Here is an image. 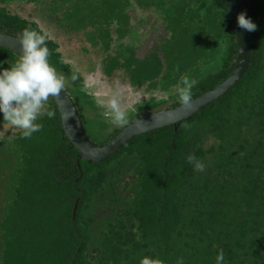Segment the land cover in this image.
<instances>
[{
  "label": "trees",
  "instance_id": "obj_1",
  "mask_svg": "<svg viewBox=\"0 0 264 264\" xmlns=\"http://www.w3.org/2000/svg\"><path fill=\"white\" fill-rule=\"evenodd\" d=\"M9 1L11 0H0V32L20 37L25 27L30 25L37 28L36 18L43 27L46 24L44 18L54 20L55 23L50 24L54 23L55 33L60 37V41L55 42L53 38L48 40L47 46L51 50L49 61L57 71L69 78L67 91L75 93L78 90L79 97L84 103L94 104L92 100H87V94L81 92L83 88L79 80L71 81L72 67L69 66L71 62H64L65 57L60 50H56L60 49L62 42L71 41L70 36L73 37L72 34L76 36L77 32L74 39L78 41V38L84 37L86 40V43L77 47V53H81L77 55L78 59L84 60L88 56L92 59L86 60L95 66L107 58L106 63H103L102 77H107L109 79L107 81L111 82L110 47H106L105 51L108 50V53L105 54L102 50L105 47L99 40V32L92 28L87 30V25L92 14L99 13V16H102L110 13L124 0H22L34 5V12L30 16L10 11L7 6ZM191 1L188 6L191 17H184L181 2L170 7H175L171 15L179 18L183 25L186 21L188 31L192 32L195 38L198 35L204 37L211 34L213 40L221 39L230 32L233 34L234 47H231L229 52L231 53L233 48L236 50L234 18L228 1ZM242 1L247 17L257 25L256 31L249 32L251 65L245 77L222 100L215 101L200 114L183 121L175 129L169 126L153 131L152 135L145 134L146 137L143 139L148 142L149 151L158 153V161L163 168L161 173L163 199L173 200L170 201V209L162 207L160 212H157V208L144 211L146 234L156 239L151 242L157 247L160 246V242L161 244L164 242L166 249H170V245L163 238L168 237L175 227L177 255L172 264H177V260L181 258L179 252L183 246L187 249L182 257L183 264H216L215 258L221 248L225 253L223 264H264V220L262 222L256 220L251 214L257 203H264V0ZM182 3L186 5L185 0ZM200 9L207 11L202 14L199 13ZM195 16L200 19L192 23ZM168 17L170 18L169 15ZM170 29L172 38L164 48L171 53L179 44V33L176 29ZM93 53L94 55H91ZM177 53L180 57L184 54L181 50H177ZM18 57V53L0 47L1 67L13 64ZM150 57L154 58L151 55ZM147 59L151 60L149 57ZM131 60L129 65H125L122 58L120 60L114 58L113 64L124 69L127 66H136L139 62L138 59ZM226 65L227 63L221 65L219 63L215 66L216 70L206 79L200 77L197 87L205 89L213 87L219 79L228 75L229 72L223 69ZM205 72L210 73L207 70ZM80 78L82 79L81 75ZM48 107L56 112V116L50 122L46 121L41 131L32 135L36 141L35 145H29L30 138H22L25 140L22 144L24 152L22 183L30 197L34 191L32 188L35 187L37 200L39 196L44 197L41 192L48 188L55 210L52 209V215L47 217L46 234L44 220L35 223L38 235L35 239L19 237L21 245L16 242L15 233L9 231L4 240L5 252L0 264H140L141 258L145 255L160 258L167 264L165 253L148 254L139 250V247L116 245L114 239L109 236L107 237L109 239L103 237L98 251L91 247L93 242L91 233L88 228L79 225L80 218H76L74 223L71 221L70 203L77 198H80L81 203L85 202L89 195L88 189L92 185L90 182L83 184L84 194L81 197L79 192L75 191L80 182H73L69 177L60 179L65 170L58 167L59 162L66 163L63 160L57 163L56 157L59 155L57 146L63 141L75 148L65 137L61 116L53 98L49 99ZM185 123L192 127L185 130L182 127ZM144 144L147 145L139 143ZM190 153L203 159L205 165L209 164L206 155L210 154L213 159L212 167L214 165L226 167L230 171L223 175H207L203 181L202 174L195 171L186 160ZM83 163L92 169V163L84 160ZM40 185L41 187H36ZM40 202L44 203V198ZM57 210H62L67 217L56 215ZM10 214L13 216L14 209ZM71 224L74 227L72 231ZM77 226H80V231H76ZM27 229L30 230L28 227ZM88 252L92 254L91 257Z\"/></svg>",
  "mask_w": 264,
  "mask_h": 264
},
{
  "label": "flooded vegetation",
  "instance_id": "obj_2",
  "mask_svg": "<svg viewBox=\"0 0 264 264\" xmlns=\"http://www.w3.org/2000/svg\"><path fill=\"white\" fill-rule=\"evenodd\" d=\"M182 1L183 0H124L122 1L124 3L120 9V12H118L119 10L116 11L118 13L113 12V8L110 13H106L105 15L103 14L102 16H99V13L91 15V19L89 21L90 24L87 25V30L92 28L95 30V32H99V36L103 35L104 37L108 38V33L112 32L110 37L115 39L113 45L118 44V52H120L124 46H126L128 49L129 54L127 57L122 58L123 64L129 65L131 59H138L139 62H142L144 65H146L149 72H146L143 77H138L136 81L133 82L129 79L130 73L126 72L131 67L127 66V68L121 69L119 66L113 64V62H115L114 58H119V55L114 52L111 53L109 56L111 57L110 62L107 61L110 63H108L109 65H112L109 67L112 72L111 78H113V83L111 81V84L113 86H117L118 83L124 92H129L131 94L130 91H132L136 93L133 95L136 96L137 100L135 102L133 101L132 105L128 106V124L124 127H116L101 115L103 110L98 108L95 104V101L92 99L94 104L90 105L92 106V113L89 115V119L93 120V122L99 127L101 135H104L103 138L99 139H97V137H95L93 134L91 135L89 133L86 121L82 116L79 107H77L83 119L88 137L98 145H106L120 131L130 126L138 119L153 113L165 110L168 111L179 107L180 105L178 103V97L174 91V86L181 75L189 74L192 77L196 75L197 77L195 76L194 78L200 82L199 78L202 77L203 79H206L208 75L212 74L216 70L215 66H217L219 63L220 65L222 63H227L223 69H225L226 72H229L228 75L223 79L218 78L219 81L213 85V87L205 89L204 87H197V84L193 88V99L195 100L202 94L210 91L215 86L224 81L233 71L237 62V32L235 28V19H233V30L236 32V50L233 48L232 52L230 53L229 51L231 47H234L233 34H230V32H228L226 35H223L221 39L217 38L213 40L211 38V34L204 37L198 35L195 38L193 37L192 32L188 31L189 29H187L188 24L186 21L183 25L179 18H175V15H171V12L175 11V7H170L172 5L180 4L181 2V11L182 14H184V17H191V10L188 6L189 1H192L185 0L186 5L182 3ZM22 2L25 1L11 0L7 4H16L17 6H20V3ZM26 3L31 4L29 2ZM206 11L207 10L205 9H200L199 13L203 14V12ZM123 12L127 13V22H120L119 26L123 27V31H120V34L116 35L115 29L111 28L107 24L113 19L121 20V18L124 17V15H122ZM199 19L200 18L195 16L192 23ZM160 22H162V24ZM169 27L178 31L180 41V49H178V46H176L175 50H173L171 53L167 52L164 48L168 45L169 39L172 38L171 29ZM160 29L163 30V33L159 36V41L151 40V35L153 36V33H159ZM148 31H150L149 36H147ZM196 48H198V50L196 53H194ZM177 50H181V52L184 54L180 57L177 55ZM104 52L107 54L108 50L105 51L104 49ZM150 55L159 61L153 60L154 58H151ZM148 57L151 60L147 59ZM215 58L217 60H215ZM106 59L105 61L101 60L102 63L98 64L99 67L97 64L95 66H90L88 73H96L98 70L100 74L103 75L102 67L103 63H106ZM177 65H179V72L175 71ZM9 66H0V71H2L3 68H7ZM131 70H136V72L139 71L138 68H132ZM206 70L210 71V73L205 74L207 73L205 72ZM247 71L245 72L242 79L245 77ZM103 79H105V82H108L107 77ZM236 85H234L231 89L235 88ZM65 90L67 91V89ZM67 92L72 97L71 90H68ZM81 92L87 94L83 91ZM227 93L209 103L200 111L189 115V117L185 119L135 135L132 139L125 142L122 147L113 155L101 162H92L83 159L79 150L66 136L62 123V129L65 137L68 139V143H70L75 149L63 141L57 146V151L59 152V155L56 157L57 163L62 160L66 163L64 164L59 162L58 167L65 170L62 173L60 179L63 180L64 177H69L73 179V182H80L79 187L75 188V191H78L80 196H83L84 194V183L87 184L90 182L92 185L91 188L88 189L89 195L85 202L81 203L80 198H77V200H75L73 203H70L72 210L71 221L74 223L76 222V218L79 217V225L83 226L84 228H88L93 239L91 247L93 246L99 251L103 237L109 239L107 238L109 236L110 238L114 239L113 242L116 243V245H130L135 248L139 247V250L145 251L148 254L149 252L160 254L165 253V262L167 264H172V260L175 259V256L177 255V253L175 254V227L168 237L166 236L163 238L170 245V249H166L164 242L162 244L160 242V246L157 247L151 242L152 240L156 239L152 238L151 236H147L146 234L145 220L143 219V214L145 213L144 211L146 209L154 210L157 208V212H160L162 207H167L166 209H170V201L173 200L163 199V175H161L163 168L159 164V159L157 157L158 153L155 154L153 151H149L148 142L144 141L143 139L146 137V135H152L153 131L159 129L169 126H173L175 129V127L179 126V124H181L183 121L200 114L201 111L209 107L215 101H218L219 99L222 100ZM89 97L91 96L87 94L86 98ZM72 99L75 102L73 97ZM48 108L51 110L50 107ZM46 121L50 122L51 119L44 115L41 116L37 122L43 125L46 123ZM2 126L3 115L0 113V128H2ZM8 127L10 128L11 126ZM8 134L14 135L15 139H13L11 142H8L6 136L4 141H0V156H3V160H0V263L3 260L5 252L4 240L5 237L9 235V231L15 233L14 237L17 238L16 242L21 245V240H19V237L25 236L35 239L36 236H38L36 234L37 228L35 223H37V221L44 220V234H46V221H48L47 217L48 215H52V209H54L52 207L53 201L51 193L48 188L42 190L41 193L44 194V197L39 196V200H37L36 197L35 187L32 188L34 191L31 192V197L25 192L22 183L24 182V173L22 169L24 152L22 149V144L25 140L21 138V130L19 129H12V133L9 131ZM140 142L146 143L147 145H139ZM35 143L36 141L32 136L30 138L29 145L34 146ZM206 157L209 158V164L206 165V168L203 172H200L202 174L203 181L207 175H223L225 172L230 171V169L226 167H219L215 165L212 167V156L207 154ZM68 159H70V163H68ZM83 160L92 163V169L87 168V165L83 163ZM36 187H41V185ZM43 198L44 203H41L40 201ZM261 204L262 203H257L253 213L251 214L256 220H261L262 222L264 220V203L262 206ZM13 209L14 214L11 216L10 213ZM41 215L43 219H41ZM56 215L59 217H64L67 214L62 210H57ZM27 227L30 228V230H28ZM73 229L74 227L71 224V231ZM21 231L23 233H21ZM76 231H80V226L76 227ZM25 232L30 234L26 235L24 234ZM180 242L182 245L183 238L180 239ZM185 251H187V249L185 246H183L179 252V256L184 257ZM89 256L91 257L92 254H89Z\"/></svg>",
  "mask_w": 264,
  "mask_h": 264
},
{
  "label": "clouds",
  "instance_id": "obj_3",
  "mask_svg": "<svg viewBox=\"0 0 264 264\" xmlns=\"http://www.w3.org/2000/svg\"><path fill=\"white\" fill-rule=\"evenodd\" d=\"M238 25L249 32L257 30V25L247 17L245 12L238 15ZM51 39L50 33L39 22L37 28L30 25L25 27L20 35L22 54L7 68L0 71V113L3 115V126L0 128V141L11 142L15 136L12 129L21 130V138H31L34 133L42 130L43 125L37 121L46 115L49 119L55 118L56 112L48 108L50 98H59L61 91L68 86V78L50 63L51 50L47 46ZM56 51H59L57 49ZM175 71L179 72V65ZM79 69H73L70 77L72 82L80 79ZM90 77H85L83 91L93 96L98 108L102 109L101 115L113 126L124 127L129 122V109L125 105L124 90L119 86L115 89L99 92L93 91ZM199 81L183 74L174 86L179 105L187 110H194L193 88ZM8 126H11L10 128ZM188 130L190 124H183ZM187 162L197 172L205 170L203 159L194 153L186 157ZM216 264H223L224 250L221 248L216 255ZM140 264H164L160 258L143 256ZM183 264V258L177 260Z\"/></svg>",
  "mask_w": 264,
  "mask_h": 264
},
{
  "label": "water",
  "instance_id": "obj_4",
  "mask_svg": "<svg viewBox=\"0 0 264 264\" xmlns=\"http://www.w3.org/2000/svg\"><path fill=\"white\" fill-rule=\"evenodd\" d=\"M228 2L234 14L237 32V62L231 74L224 81L194 100V110H187L179 106L172 110L150 114L136 120L120 131L109 143L101 146L88 137L83 119L69 93L66 90H62L59 98H53L61 115L66 136L79 150L83 159L101 162L113 155L125 142L132 139L135 135L173 124L189 117V115L200 111L206 105L227 93L234 85L240 82L251 61L249 31L242 29L238 25V15L241 12L246 13L242 0H228ZM0 47L7 48L19 55L22 54L20 37L6 32H0Z\"/></svg>",
  "mask_w": 264,
  "mask_h": 264
},
{
  "label": "rangeland",
  "instance_id": "obj_5",
  "mask_svg": "<svg viewBox=\"0 0 264 264\" xmlns=\"http://www.w3.org/2000/svg\"><path fill=\"white\" fill-rule=\"evenodd\" d=\"M20 4H21L20 6H17L16 4H10V5H8V7H9V9L11 11L17 12V13L23 15V16H30V14L34 12V8L35 7H34L33 4H28L26 2H22ZM122 5H123V2H120L119 4H117L114 7L113 11L116 12L117 10H119L118 12H120L119 8H121ZM118 12H116V13H118ZM122 15H124V17H122L121 20L113 19V20H111V22H109L107 24L111 28L115 29L116 35H119L120 31H123V29H122L123 27L119 26L120 22L121 21L127 22V19H126L127 13L123 12ZM44 19L46 20V24H45L44 28L49 31L51 38H53L55 42L60 41V37H58V35H56L55 29L53 27V24L55 23L54 20H52L51 18H50L51 19L50 20L48 17H46ZM36 20H37V22L40 23V20L38 18H36ZM50 22H54V23L50 24ZM160 23L162 24V22H160ZM88 24H90V22ZM66 28L67 27H65V29ZM50 30L52 32H50ZM162 33H163V30L160 29L159 33H153V36L151 35L150 39L154 40V41H157V40L159 41V36ZM75 34H76V36L74 34H72L73 37L70 36L71 41L69 40V42H67V43H64V42L61 43L60 42L61 43V47H60L59 50L62 53V56L65 57V59L63 61L66 62V63L71 62V64L69 66L72 67V71H73L74 68L75 69H79V73L78 74H80L82 76V79L80 78L79 82L82 85V88H83L85 77H90L91 78L90 79V83L93 84V89H92L93 91L104 92V91H108L109 89H115L116 86H113L111 84V82H105V79H103L102 75L100 74V72L98 70L96 71V73H88L89 67L94 65V63H90L89 60H86V59H92V58H90L88 56L84 60L78 59L79 56H77V55H81V53L80 52H78L79 54L77 53V51H78L77 47H79V45L82 44V43H86V40H84L85 38L83 37L82 39L78 38V41H77L76 38L74 39V36L77 37V32H75ZM108 35H109V38L107 37L108 40L107 39L104 40V36L103 35L99 37V40L101 41V45L103 47H105V48L102 49L103 51H104V49H106V47H108V48L110 47V51L114 52V53H117V55H119V58H123L124 56L129 54L128 53V49H127L126 46L122 47L121 51L118 52V48H119L118 44L113 45L114 44L113 42L115 41V39L110 37L112 35V32L111 33L109 32ZM149 35H150V31L147 32V36H149ZM137 41H139V40H137ZM176 46H178V49H180V43L177 44ZM74 53H76V54H74ZM91 55H94V53L91 54ZM81 61H82V63H79ZM73 65H75V66H73ZM98 67H99V65H98ZM132 68H138L139 71H137V72H129ZM129 71H126V72L130 73L129 74V79L132 80L133 82H135L138 77H143L146 72L149 73L148 70H147L146 65H144L142 62H138V64L135 67L129 68ZM112 79L113 78H111V80ZM68 81H69V78H68ZM112 83H113V81H112ZM130 92H131V94L129 92H124V95H125V101L124 102H125V105L127 107L129 105H132L133 101L135 102L137 100L136 96L133 95V94H136V93H134L132 91H130ZM71 95L74 98V100H75V102L77 104V107H79V110L82 113V116L84 117V119L86 121V125H87L89 133L91 135L93 134L95 137H97V139L103 138L104 135H101V131L99 130V127L93 122V120L89 119V115L92 113V106L84 103V101L79 97L80 92L78 90H76L75 93L73 91H71ZM88 99L89 100L93 99L95 101L93 96H91ZM0 160H3V156H0Z\"/></svg>",
  "mask_w": 264,
  "mask_h": 264
}]
</instances>
